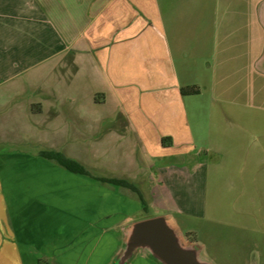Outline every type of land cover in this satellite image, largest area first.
Segmentation results:
<instances>
[{"label": "crops", "instance_id": "0c3cea01", "mask_svg": "<svg viewBox=\"0 0 264 264\" xmlns=\"http://www.w3.org/2000/svg\"><path fill=\"white\" fill-rule=\"evenodd\" d=\"M243 214L264 236V0H0V264H116L132 222Z\"/></svg>", "mask_w": 264, "mask_h": 264}, {"label": "rangeland", "instance_id": "374dc122", "mask_svg": "<svg viewBox=\"0 0 264 264\" xmlns=\"http://www.w3.org/2000/svg\"><path fill=\"white\" fill-rule=\"evenodd\" d=\"M222 196L231 199V193L227 189L223 191ZM178 220L184 239L196 244L201 242L202 253L212 264H264V236L257 233L250 234L244 214L237 219L231 218L230 223L234 226L217 225L216 227L214 224H202L198 220L183 217H179ZM249 222V227L257 231V221L252 219ZM200 225L203 227L201 234ZM5 227V221L0 219V229ZM192 230V233H188ZM215 231L219 234V239L216 238ZM1 239L5 240V236H1L0 241Z\"/></svg>", "mask_w": 264, "mask_h": 264}, {"label": "water", "instance_id": "95a60500", "mask_svg": "<svg viewBox=\"0 0 264 264\" xmlns=\"http://www.w3.org/2000/svg\"><path fill=\"white\" fill-rule=\"evenodd\" d=\"M124 246L116 264H126L142 251L158 264H212L202 247L184 239L180 230L164 215L141 219L123 228Z\"/></svg>", "mask_w": 264, "mask_h": 264}, {"label": "trees", "instance_id": "16d2710c", "mask_svg": "<svg viewBox=\"0 0 264 264\" xmlns=\"http://www.w3.org/2000/svg\"><path fill=\"white\" fill-rule=\"evenodd\" d=\"M181 93L183 95L185 94H194L196 93V90L193 88L184 87L181 88ZM39 155L47 160L53 161L65 170H67L70 173L76 174L80 177L87 178L91 181H94L100 185H108L115 188H123L128 189L132 192H134L139 200L143 204V210L145 211V203L141 197V194L139 193L138 189L126 182L125 180L121 179H115V178H105V177H98L92 175L82 164L79 162L65 157L63 154L58 152H52V151H42L39 153Z\"/></svg>", "mask_w": 264, "mask_h": 264}]
</instances>
